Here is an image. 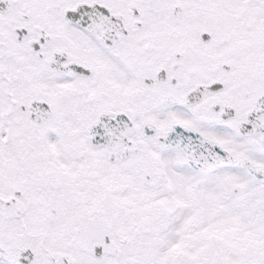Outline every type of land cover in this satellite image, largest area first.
Instances as JSON below:
<instances>
[{
  "label": "snow or ice",
  "instance_id": "snow-or-ice-1",
  "mask_svg": "<svg viewBox=\"0 0 264 264\" xmlns=\"http://www.w3.org/2000/svg\"><path fill=\"white\" fill-rule=\"evenodd\" d=\"M0 264H264V0H0Z\"/></svg>",
  "mask_w": 264,
  "mask_h": 264
}]
</instances>
